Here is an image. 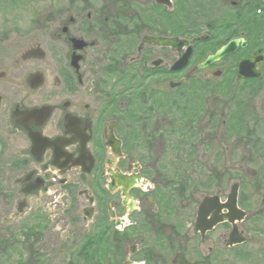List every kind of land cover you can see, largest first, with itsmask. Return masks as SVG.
Returning a JSON list of instances; mask_svg holds the SVG:
<instances>
[{"label": "flooded vegetation", "instance_id": "af4514ba", "mask_svg": "<svg viewBox=\"0 0 264 264\" xmlns=\"http://www.w3.org/2000/svg\"><path fill=\"white\" fill-rule=\"evenodd\" d=\"M61 1L64 7L56 11L54 1L49 0L46 16L50 26L56 17L63 18L46 38L55 50L49 49L55 89L47 102L31 106L16 103L11 108L0 91V158L7 142H14L16 158L10 166L27 172L23 190L36 193L56 186L74 205L77 186L66 175L76 172L77 182L91 191L83 215L86 211L91 219L97 214L98 221L110 222V229L126 231L127 261L122 264H179L181 259L190 264H264V186L249 187L251 191L244 193V187L233 182L238 184L236 208L243 212L242 218H237L238 212L222 207L218 212H208L206 220L224 214L230 220L225 218L210 228L205 223L200 226L198 210L202 199L217 196L219 204H224L229 192L223 197V187L212 186L199 201L182 202L177 183L180 179L172 178H180V174L168 168L180 165V156L175 157L177 163L170 155L153 152L155 145L158 149L163 146V137L172 127L173 118L178 117L175 108L165 106L166 93L175 94L193 78L205 85H212L220 77H225L224 83L230 78L249 85L252 80L259 82V78L239 79L235 75L237 61L257 49L263 54L258 63L260 73L264 61L262 45L249 42L239 30L243 21L238 17L264 14V0H188L190 4L186 0H107L105 4L101 0ZM212 2L227 11L216 22L184 21V25L177 16L184 3L187 14L204 15L211 11ZM25 12L11 10L0 14V22L10 26V34L19 33L11 24L13 20L21 22ZM10 13L15 15L8 16ZM29 20L37 24L33 18ZM181 32L190 35L175 34ZM233 32L240 34L230 36ZM1 34L3 38L8 32L0 29ZM147 36L187 40L192 46L187 66L170 70L178 52L144 41ZM200 36L204 38L197 40ZM236 38H243L245 47L239 43L235 52L205 67L206 76H196L195 64ZM73 39L84 45L75 48ZM60 46L64 50L60 51ZM39 48L43 51L41 58L35 54ZM247 48L254 50L244 55ZM197 55L198 62L189 66ZM44 58L40 41L33 39L16 57L14 65ZM30 74L25 83L30 92H39L44 75L41 73V85L32 88L27 82ZM3 75L0 71V79ZM181 78L180 85L170 86ZM174 123L176 129L179 122ZM177 134L178 131L176 138ZM148 147H152L153 154L144 156L141 151ZM119 175L132 183L127 197L118 182ZM111 182L116 188L111 189Z\"/></svg>", "mask_w": 264, "mask_h": 264}, {"label": "rangeland", "instance_id": "374dc122", "mask_svg": "<svg viewBox=\"0 0 264 264\" xmlns=\"http://www.w3.org/2000/svg\"><path fill=\"white\" fill-rule=\"evenodd\" d=\"M53 1L56 11H61L64 7L62 1ZM106 1L101 0V4H105ZM15 2L17 5L14 8L9 1L0 0V14H6L11 10L16 12L26 10L21 22L17 23L13 20L14 23L11 24L19 29V33L10 34V26L2 25L0 22V29L8 32L3 38H1L3 34L0 35V71L4 73L0 79L3 84L0 91L3 94V101L11 108L16 103L26 106L45 103L48 95L55 89L53 85L55 72L52 71V53L49 49L54 52L55 50L49 47L46 38L47 33L60 26L59 23L63 21V18L56 17L53 20L55 22L53 26L46 23L49 0H15ZM186 2L190 4L188 0ZM185 4L182 5L180 12H177V16L181 19L188 17L190 22H216L218 18L224 17L221 14L227 12L218 7L216 2H212L209 7L211 11H207L204 15L187 14L189 11L185 8ZM228 6L229 4L225 7ZM28 18H33L37 24L30 23V20L27 22ZM31 29L33 31L30 33ZM33 39L40 41L45 51V58L20 61L15 66L14 60ZM199 47L205 46L200 45ZM62 49L64 50L60 46L59 50ZM253 50L254 48H250L244 52V55L250 54ZM198 60L197 55L190 61L189 66L193 67ZM36 71L44 75L45 82L39 92H30L25 78ZM261 75L258 83L253 82L250 85L231 78L224 83L225 77H220L215 78L211 87L205 91L199 88L194 89L193 94L203 107L195 123V132L199 134L195 154L185 156L186 160L181 162L180 166L168 167L180 174V186L185 185L186 187L181 193L182 202L188 199L199 201L209 194L212 186L217 185L223 187L221 189L223 197L227 195L233 182H238L244 187V193L251 191L249 187L264 186V61L261 66ZM196 76L202 78L206 76V72L198 70ZM220 83L222 85H219ZM248 88L249 92H247ZM254 89L256 92L253 94ZM180 91L181 93L189 92L190 84L182 86ZM172 95L175 94L166 93L165 104ZM167 138L175 139V135L165 134L163 146L158 149V145H155L153 152L160 154L162 150L168 149L164 146L169 144L165 143ZM151 148L149 147L153 154ZM184 152L185 147L179 152L181 157H184L182 155ZM15 153L16 144L7 142L6 152L0 158V241H6L9 245L0 248V264H25L29 257L40 254H45L44 256L50 259L51 264H57L67 251H65L66 246L73 244L77 239L76 235L89 234L96 229L97 225L110 226V222L106 221L105 224L100 220L99 222L97 214L91 219L83 215L84 208L89 206L88 197L91 191L87 186L77 182L76 172H69L66 175V179L77 186L74 205L69 204L70 200L67 195L56 186L49 187L48 190H39L36 193H26L22 185L27 172L22 173L19 169H13L10 166V161L16 158ZM166 155L173 158L170 151ZM168 160L172 159L166 158V161ZM182 171H187V173L183 174ZM185 175L194 181L193 184L183 177ZM209 175L221 178L219 182H213L208 187L205 185V180ZM93 209H95L94 206ZM38 216L43 219L39 228L34 227L35 232L32 233L25 227H33ZM121 230V228L117 229L119 232ZM28 233L31 235L26 241L25 235ZM12 237L13 240H11ZM186 252L189 253V251ZM123 261H127L126 256L120 264Z\"/></svg>", "mask_w": 264, "mask_h": 264}, {"label": "trees", "instance_id": "16d2710c", "mask_svg": "<svg viewBox=\"0 0 264 264\" xmlns=\"http://www.w3.org/2000/svg\"><path fill=\"white\" fill-rule=\"evenodd\" d=\"M12 3L13 7L16 5L15 0H5ZM264 11V10H263ZM190 22L188 17H185L182 21ZM238 20L243 21L241 28L239 30L243 31L244 36L249 40L250 43L256 44L257 42L260 43L264 49V14L261 13L260 16H255L254 18L249 15H242L238 17ZM185 25V24H184ZM184 34H180L181 36H189L190 34H185V32H181ZM239 32L230 33V36L239 35ZM249 50V48L244 49V51ZM254 82V81H253ZM219 85H222L220 83ZM184 86V85H183ZM211 87V85L207 82L206 85L202 80L193 78L190 82V91L189 92H180L176 91L175 95L170 96L169 101L165 104V106L175 108L178 117L173 118L178 124H176L173 120V125L169 129V132L166 133L167 136L175 135L178 131L177 138H172L171 140H165L164 146L168 149L162 150V155H166L167 152H171L173 155V159L176 156H180V163L185 162V156L194 155L195 154V146L199 139V134L195 132V123L197 122L200 112L202 111L203 107L198 102L197 98L193 94L194 89H205ZM180 92V93H179ZM249 92V88L247 89ZM256 92L254 89L253 94ZM186 94V95H185ZM200 111V112H199ZM174 115V114H173ZM197 131V130H196ZM181 139V141H179ZM178 140V141H177ZM173 142V143H172ZM178 142L180 144H178ZM172 143V144H171ZM171 148L169 149V147ZM185 147V152L182 154L184 157H181L179 152H181V148ZM140 153V152H139ZM141 153L144 154H151L149 147L146 150H142ZM177 153V154H176ZM164 160V159H163ZM176 161L177 158L175 159ZM176 166V165H173ZM180 166V165H177ZM214 168H217L216 165H213ZM177 172V171H175ZM183 174L187 173V171H182ZM178 175V174H177ZM179 176V175H178ZM186 178L189 183L193 184L194 181L190 180L188 175L183 176ZM176 180L180 178L172 177ZM219 176L209 175L206 177V184L209 185L212 182H219ZM180 184V182H177ZM174 184V183H172ZM182 192L185 191V185L180 186ZM70 195L73 194L72 189H69ZM38 218L34 221V225L26 226L25 228L30 230V232L34 233L33 228H39L40 223L43 218ZM96 229L89 234L83 233L77 236V239L74 241L73 244L66 246L65 254L63 255L62 259L57 264H120L122 259L125 256V248L124 243L126 242V231H116L115 229L112 230L110 227L105 225H97ZM31 233L25 235L26 241L30 238ZM13 240V237L11 238ZM9 246L6 241H0V248ZM45 254H40L37 256H32L27 259L25 264H51L50 259L44 256Z\"/></svg>", "mask_w": 264, "mask_h": 264}, {"label": "water", "instance_id": "95a60500", "mask_svg": "<svg viewBox=\"0 0 264 264\" xmlns=\"http://www.w3.org/2000/svg\"><path fill=\"white\" fill-rule=\"evenodd\" d=\"M159 3H168V0H157ZM204 36L197 37V40L203 39ZM144 41L146 42H153L158 45H164L171 47L173 50H176L178 52L177 58L173 62V64L170 67V70L172 71H178L183 69L191 56V50L192 46L191 44L184 39H179L177 37H145ZM73 42L75 43V48H81L84 44L80 40L73 39ZM245 47L246 42L243 38H236L228 41L221 47L215 50V52L208 54L206 58L198 63L196 65L197 69L205 68L208 65L212 64L213 62H216L223 58L224 56L233 53L236 51L237 47L239 46ZM40 51V52H39ZM35 54L37 58L43 57V51L41 48L35 49ZM263 59V55L261 52V49H257L253 52V54L249 57L242 58L237 61L236 68H235V74L238 78L241 79H248V78H257L260 75V72L257 68V64L261 62ZM43 81V75L40 72H36L34 74H30L27 78V82L32 88H36L37 86L41 85ZM183 81V78L177 82H171L170 86L175 87L181 84ZM119 152V151H118ZM119 154V153H118ZM76 164V163H73ZM117 179H119L118 182H121V190L124 193V195L127 197V190L131 187L132 183L128 180H125L123 176L119 175L117 176ZM118 186V185H117ZM111 189L116 188V186L112 185V182L110 184ZM237 191H238V184L233 183L230 187L229 194L227 195L226 202L224 204H219V198L217 196H206L202 199L199 210H198V221L201 223L200 226L205 225L209 226V228L214 225L216 222L221 221L225 218H228L229 220L231 217L228 214L224 215H214L212 219L206 220V215L208 212H218L220 208L225 207L229 211L232 212H238L239 215L237 218H242L243 212L240 210H237L236 208V197H237ZM91 201V200H90ZM84 214L87 218L90 217V214L86 211H84ZM207 223V224H206ZM179 264H190L184 259H181Z\"/></svg>", "mask_w": 264, "mask_h": 264}]
</instances>
